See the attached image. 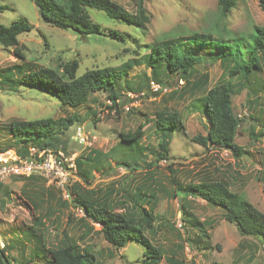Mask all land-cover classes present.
<instances>
[{"label": "rangeland", "instance_id": "374dc122", "mask_svg": "<svg viewBox=\"0 0 264 264\" xmlns=\"http://www.w3.org/2000/svg\"><path fill=\"white\" fill-rule=\"evenodd\" d=\"M113 1L132 12L137 6L135 0ZM235 1V7L223 20L235 36L223 38L215 35L216 40L232 42L241 33L249 34L253 26H264V0ZM144 5L150 15V21L144 27L113 20L104 12L90 8L92 19L102 25L107 35L82 37L70 29H60L45 22L32 0H0V24L9 25L14 20L23 19L32 26L29 32L19 35L22 51L31 64L58 68L60 64L77 60L80 75L88 69L108 65L124 69L128 63L132 67L128 68L125 79L133 83L146 81V76L150 79L146 82L149 86L137 93L135 102L130 107L121 105V113L117 114V109L107 107L112 103L104 90L93 93L83 105L73 108L38 88L21 85L17 90L12 89L0 77V124L15 119H58L75 111L86 116L82 122L70 125L64 134H59L60 138H68L67 147L60 148L61 152L66 158H74L76 164L68 188L71 191L80 185L79 192L88 189L94 191L93 196L111 194L113 201L125 200L127 204L131 201L126 191L135 192L138 186H143V191L149 195L152 193V196L144 197L151 199L150 202L143 203L146 207H153L157 215L155 233L148 236L162 250L164 257L160 264H172L169 259L178 264H213L214 261L219 264H263L264 245L261 242L255 237L241 235L237 225L224 218L220 207L199 197L188 196L186 192L178 193L172 183V169L177 180L185 186L206 176L227 180L233 190L242 193L264 212V137L258 133L261 124L255 126L256 122L251 118L255 113L248 107L246 88L233 95L234 111L243 118L235 138L244 150L240 160L236 161L229 150L212 146L208 149L193 139L198 134H205L209 126L208 117L200 107L202 92L217 83L226 81L232 86L238 83L237 77H230L228 65L215 57L226 50L225 44L207 51L197 61V75L208 74L209 85L186 97L170 95L173 89L182 86V80L176 77L168 80L165 76L161 82L157 81L142 60L149 51L148 44L164 34L185 36L208 30L216 19L218 0H144ZM110 30L119 32L124 40L112 38ZM21 62L23 60L17 57L14 47L0 45V75ZM259 77L264 81V72ZM151 81L169 90L155 94L150 89ZM121 83L124 85V80ZM123 92L128 96V92L133 91L125 88ZM166 106L181 113L185 127L172 132L170 159H162L149 168L146 163L153 160L152 147L156 148L158 143L154 114ZM131 108L134 109L129 113ZM92 112L97 115L93 116ZM144 122L145 135L141 146H147V149L139 158L141 166L128 171L117 162L122 155L131 153V150H119L123 147L120 132L134 130ZM79 124L89 132L91 145L76 140L75 130ZM14 140V136L0 128V155L17 151ZM8 157L5 156L7 163L12 164L14 160ZM77 159L83 163L80 167ZM81 171L90 173V183H86ZM72 196L62 198V192L51 179L39 171L4 176L0 181V255L4 250L11 264H47L50 258L47 250L60 244L66 229L81 248H89L95 255L94 264L142 262L144 246L137 241L129 240L124 248L116 249L105 240L99 224L91 223L94 227L88 232L83 222L84 213L78 207L74 208ZM114 206L118 211L123 208L119 204ZM179 218L183 221L182 227L176 224Z\"/></svg>", "mask_w": 264, "mask_h": 264}, {"label": "trees", "instance_id": "16d2710c", "mask_svg": "<svg viewBox=\"0 0 264 264\" xmlns=\"http://www.w3.org/2000/svg\"><path fill=\"white\" fill-rule=\"evenodd\" d=\"M32 1L38 7L45 22L60 29H70L82 37L92 34L107 35L102 25L92 19L90 8L104 12L113 20L139 27L146 26L150 21L144 0H135L137 6L134 12L113 0ZM235 5V0H218L219 8L216 19L208 30L203 33L196 31L185 36L177 35V33L164 34L148 44L149 51L142 60L150 67L151 76L155 80L161 82L165 76L168 80L174 77L182 80V86L179 89H173L170 95L179 94L181 97H186L199 88L209 85L208 74L203 72L197 75L199 73L196 68L197 61H200L207 51L215 49L221 43L225 44L226 50L215 54V57H219L222 64L228 65L230 77H237L238 83L232 86L231 82L225 81L202 92L203 95L199 101L203 103L200 107L208 117L209 126L205 134H198L193 139L208 149L212 146L229 150L237 161L241 159L244 151L235 140L243 118L234 111L233 95L240 93L244 88L249 93L248 107L252 108V112L255 113L251 118L255 120V126L261 124L258 133L264 137V102H262L264 81L259 77L264 72V26L255 25L249 34L241 33L232 42L226 41L225 43L216 40L215 35L223 38L235 36L232 30L223 23ZM31 29V24L23 19L14 20L9 25L0 24V45L14 47L17 57L23 60L7 68L4 74L0 75L1 79L12 89L17 90L21 85L38 88L56 96L63 105L73 108L83 105L93 93L104 90L112 103L107 107L117 109L116 113L120 114L121 105L133 102L132 98L124 94L125 88L138 93L143 92L149 86V82L146 85V82L150 80L148 76L145 77L146 81L136 83L124 78L128 73V68L132 67L128 63L124 69L108 65L88 69L80 75H78L79 62L77 60L60 64L58 68L31 64L29 60H26L27 57L19 43V35ZM109 35L114 39L124 40V36L115 30H110ZM197 47L202 52L198 53ZM121 80H124L125 86ZM133 109L131 108L129 113ZM86 113L89 115L88 112ZM92 114L97 115L96 112ZM154 116L158 143L156 148L152 147L153 160L146 163L149 168L162 159H170L169 141L172 132L177 128L184 129L185 127L182 115L176 108L166 106L156 110ZM85 117L75 111L67 117L58 119L53 117L33 120L15 119L0 124V128L7 130L15 137L14 144L17 145L16 150L21 156L29 154L31 145L39 148H52L58 152L62 148L66 149L68 140V138H60L59 134H64L70 125L82 122L86 119ZM144 124L145 122L139 124L134 130L120 132V142L123 147L119 150H131V153L127 156L122 155L117 162L128 171H135L141 166L139 158L144 149H147V146H141V139L145 135ZM76 162L78 167L83 164L79 159ZM171 171L173 172L172 183L176 186V192H186L188 196L199 197L211 205L220 207L224 212V218L235 223L241 235L255 237L264 245V212L246 199L242 193L233 190L229 181L206 176L198 182L193 181L185 186L177 180L173 169ZM81 174L86 179V183H90L88 180L90 173L81 171ZM79 186L76 185L75 190L71 189L73 195L71 200L74 208L82 209L83 222L88 232L94 227L91 223L99 224L105 240L116 249L124 248L129 240L142 244L144 258L140 264H160L163 261L162 250L148 236L150 233H155L157 215L154 208L146 207L143 201L150 202L151 199L144 197L152 196V193L149 195L143 191V186H138L135 192L125 190L126 196L131 201L127 204L125 200H121L120 203L113 201L111 194L104 196L97 193L98 195L93 196L94 191L88 189L79 192ZM115 204L123 207L122 210L118 211ZM3 251L1 250L0 264H11ZM47 251L50 255L47 264H94L96 259L90 249L81 248L77 241L70 237L66 229L63 230L60 244ZM169 260L172 264H178L173 259ZM213 264L219 263L214 261Z\"/></svg>", "mask_w": 264, "mask_h": 264}, {"label": "built area", "instance_id": "2783aa9c", "mask_svg": "<svg viewBox=\"0 0 264 264\" xmlns=\"http://www.w3.org/2000/svg\"><path fill=\"white\" fill-rule=\"evenodd\" d=\"M154 93L166 92L169 90L168 87L162 86L155 81H151L150 89ZM139 94L136 92H128L130 98H134L133 102L127 104L125 107H130L138 97ZM89 132L85 130L82 125H78L75 130L76 140L83 145H91L92 138L89 136ZM1 154V153H0ZM12 164H8L7 158L0 155V181L2 178L10 173L26 174L29 175L35 171H39L43 176L56 185V187L62 192V198H71V191L68 188V180L73 176V171L76 170V164L74 158H66L61 152H55L52 148H39L36 145H31L29 148V154L21 156L17 151H10L7 153ZM81 212L82 209L79 208ZM178 227L183 226V221L179 218L176 221Z\"/></svg>", "mask_w": 264, "mask_h": 264}]
</instances>
